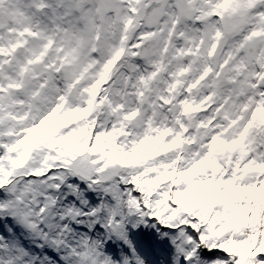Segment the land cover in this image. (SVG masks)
<instances>
[{"label": "snow or ice", "instance_id": "1", "mask_svg": "<svg viewBox=\"0 0 264 264\" xmlns=\"http://www.w3.org/2000/svg\"><path fill=\"white\" fill-rule=\"evenodd\" d=\"M0 264H264V0H0Z\"/></svg>", "mask_w": 264, "mask_h": 264}]
</instances>
